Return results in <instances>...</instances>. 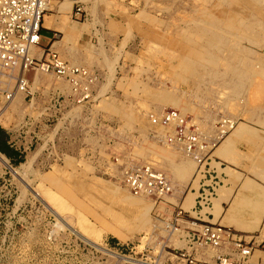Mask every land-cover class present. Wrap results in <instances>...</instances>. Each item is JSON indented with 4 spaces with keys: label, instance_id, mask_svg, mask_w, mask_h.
<instances>
[{
    "label": "rangeland",
    "instance_id": "obj_1",
    "mask_svg": "<svg viewBox=\"0 0 264 264\" xmlns=\"http://www.w3.org/2000/svg\"><path fill=\"white\" fill-rule=\"evenodd\" d=\"M53 1L57 0H51L49 8ZM76 1L82 11L75 14L74 9L69 22L84 30L80 33L79 39L71 35L67 43L75 47L74 50L77 51V57L82 65L97 70L103 81L97 83L96 96L93 97L95 101L91 106L84 108L77 104L81 107L79 112L76 110V113L75 111L70 113V107H67L55 113L51 112L50 116L42 114V120L36 121L34 127L26 125V115H34L36 119H39L41 109L52 96L50 88L48 91L39 87L41 91L35 93L31 102L37 104L36 111L24 109L25 106L21 104L19 106L21 112H13L9 115L6 110L7 115H4V112L0 117V128L8 135H17L16 138L23 144L22 162L12 163L5 156L11 167H4L0 160V264H211L213 261L211 256L215 254V251L195 246L193 243L196 240L195 227L189 224L191 219L189 214L194 215L191 208L194 205L196 193L193 189L191 191L188 189L191 186L195 164L191 176L189 175L185 181L174 182L165 167V160L173 161L174 153L178 156L184 154L178 149H172L173 152L170 150L172 153L170 156L167 154L170 145L158 142V138L149 134L151 125L147 116L149 113H160L164 109L176 108L181 113L196 118L201 129L209 134H213L214 125L219 119L229 118L234 121V127L219 146L231 136L235 127L246 125L261 130L258 135L264 138V127L247 119L245 114H238L237 109L231 110L235 113L230 114L231 107L224 106L227 94L228 97L233 98L232 103L236 100L235 96L227 93L225 89H223L224 94L219 92L225 81H228L229 75L221 74L224 75L223 78L214 80L206 76L199 82L188 78L186 83L176 76L180 70L177 58L172 57L173 49L169 41L173 36L177 38L178 32L184 29L188 22L202 19L201 11L195 12L194 8L209 6L212 0ZM55 33L47 47L52 45L53 41H63L64 34ZM244 43L248 45L243 41ZM43 45L45 46L44 40L41 42V46ZM67 48L52 47L62 57L69 56ZM221 63L217 65V68L222 72L224 66L221 65L224 64ZM132 77L147 87L165 89L180 96L188 104L187 110L172 106L170 103L157 105L153 99L146 96L138 97L141 94L140 91L134 90L135 87L132 88L129 83ZM42 81L45 85L47 84L46 79ZM62 92L65 94L69 92V89ZM244 95L246 96L247 93L245 92ZM102 99L109 103L114 99L112 103L120 109H105L100 104ZM59 100L61 102L63 97ZM24 102L30 104L28 100L23 99ZM9 105V103L3 104L0 96V115L5 107L11 109ZM235 107L237 108V105ZM122 109L126 111V114ZM128 111H132L130 115ZM261 113L263 116L264 110ZM46 133L44 143L40 144L42 136ZM124 136L130 137L131 142L137 141L135 146L138 150L137 156L142 160H150L161 169L172 181L174 187L172 195L166 197L157 208L154 206L153 199L146 198L151 205L147 211L146 225H150H144L139 230L123 227L118 218L115 219L110 215L108 211L110 208H107L111 205L109 192L113 191L114 187L121 193H123L121 190L128 189L114 175H118L117 172L109 173L104 166L106 163L104 161L110 157L109 149L114 142H116L114 149L122 150L123 146L121 147L120 144L122 141H119L122 139L124 144L126 142ZM242 139L245 137L239 140ZM47 140H51L52 143L42 150ZM259 143L262 149L258 151V154L262 157L264 142L259 139ZM246 154L245 157H247ZM249 161L251 162L250 159ZM249 170L264 181V170L260 165L256 168L251 167ZM64 177L70 178L69 180L83 181L86 186L91 184L93 187L89 188L85 196H95L101 203V206H94L92 201L95 200L83 197L82 190H73V196L66 197L65 202L54 207L61 217L66 216L67 213L69 216L72 215V221L69 224L75 230L79 229L78 233L83 235L84 239L69 231L67 227H58V220L60 224L63 220L52 214L46 207L49 203L44 198L42 200L32 195V190L41 185L49 190L57 191L59 180L64 181ZM197 180L198 177L193 178L192 187H197ZM98 185L102 189L107 188V192L101 191L104 193L102 195L97 191ZM223 186L218 188L217 195ZM75 196L78 197L75 198ZM187 198L190 201L189 206L184 205ZM215 198H213V204ZM84 201L91 206V212L81 211ZM177 206L191 213L186 212L177 216ZM112 207L115 212L119 211L117 206ZM212 209L213 207L209 210L211 213H213ZM121 211L127 218H134L138 214L136 209L133 215H128L130 212L125 210ZM170 221L173 222L172 225H169ZM172 227H175V230H171ZM257 228H259L258 231L246 238L247 242L250 240L248 246L251 248L250 255L245 259L246 264L259 262L264 264V219L262 226L255 229ZM141 238L144 240H140Z\"/></svg>",
    "mask_w": 264,
    "mask_h": 264
},
{
    "label": "built area",
    "instance_id": "obj_2",
    "mask_svg": "<svg viewBox=\"0 0 264 264\" xmlns=\"http://www.w3.org/2000/svg\"><path fill=\"white\" fill-rule=\"evenodd\" d=\"M48 0H0V96L3 104L9 103L16 94L23 95L24 100L31 101L39 88L34 89L37 74H49L55 79L69 84L70 92L65 95L59 88L41 109V116L27 114L25 123L30 127L42 120L46 114L58 112L72 105L80 104L88 108L95 101L98 82L103 81L97 70L86 66L72 64L58 52L40 45L42 20L47 10ZM75 14L82 10L75 4ZM96 84V86H95ZM45 83L40 82V87ZM95 86V88H94ZM63 97V104L59 102ZM67 99V101H66ZM64 107V108H62ZM43 114V116H42ZM151 136L158 142L175 147L190 158L195 164L191 186L196 193L191 208L189 224L195 227L196 247L215 251L211 264H246L251 248L247 236L208 220L218 188L222 185L224 172L222 162L216 158L215 149L223 138L233 129L234 121L229 118L219 119L214 125L213 134L204 132L199 121L191 115L181 113L176 108L164 109L160 113H149ZM46 124L44 125V127ZM47 133L42 136L41 143ZM132 136H136L132 134ZM126 142L121 151H117L116 142L109 149L110 157L105 160V169L109 173L117 172V178L134 195H144L154 200L157 208L164 199L172 195L174 187L168 176L150 160H142L131 148L130 137L124 136ZM119 141V139H118ZM117 141V142H118ZM123 142V140H122ZM13 143V141H11ZM51 140H47L45 150ZM197 187H192L193 178ZM170 203V202H168ZM177 216L185 211L177 206ZM206 218V219H204ZM170 221L169 225H172ZM170 228V227H168ZM171 230H175L172 227ZM170 230V231H171ZM252 238V237H250ZM195 239V237H194ZM218 250V251H217ZM239 255V256H237ZM189 262L193 263L192 260ZM195 264V263H194ZM262 264V263H255Z\"/></svg>",
    "mask_w": 264,
    "mask_h": 264
},
{
    "label": "bare ground",
    "instance_id": "obj_3",
    "mask_svg": "<svg viewBox=\"0 0 264 264\" xmlns=\"http://www.w3.org/2000/svg\"><path fill=\"white\" fill-rule=\"evenodd\" d=\"M50 2L51 0H48L47 8H49ZM213 2L214 4H212ZM210 4L211 5L209 6L204 5L202 7H199L198 9L194 8L195 12L197 10L201 11L202 13L201 16L203 18L194 19L188 23L186 22L188 25L189 23L191 24L189 26L187 25L184 29H181V31L178 32L177 38L173 36L172 37L173 39L171 38V40L169 41L170 42L169 44L171 48L173 49L172 57H176L178 60V68L180 71L176 74V76L179 79H182L184 83H186L188 78L194 79L195 82L197 81L199 82L200 80L202 81L203 79H205L206 76L210 80H214L216 78H223L224 75H229L228 81L227 82L225 81V84L222 85V89H220L219 92L224 94L225 92L223 89H225L228 91L227 93L234 95L235 96L234 99H236L237 101L235 100V102L232 103L233 98H230L228 97V94L227 95L225 94L227 96L225 98L227 99L224 100L225 102L223 103L224 106H227V107L230 106L232 108V109L231 108L229 109L230 114L235 113V112H232L231 110L235 111L237 109L236 111L238 114L240 115L245 114L244 116H246L247 119L264 127V115L262 116V113H261L262 110H264V0H212ZM142 12H141V15L143 14ZM60 29L62 30L64 34L63 41L61 40V41L54 42L52 44V47L58 48V49H60L61 46L64 48L68 47L66 51L69 56H67L68 58L63 56V58L65 57V59L71 62L72 64L82 65V62L77 57V51L74 50L75 47L72 45H69L67 43V40L71 35H74L79 39L80 37L79 35L84 30V28L82 29L81 27H78L76 25L73 26L71 25L69 21H67L66 19H63L62 26H60ZM243 41L246 42L248 45H245V43L243 44ZM175 50L177 52H175ZM221 62L224 64V65H221V66H224V69L222 70V72L217 68L218 67L217 65L220 64ZM89 69L92 70V68H89ZM221 74H224V75H221ZM48 76L52 77L53 79H50ZM45 79L47 81V84L43 86L45 90L48 89L49 91V88H50L51 91L54 92L57 88H59L61 91L69 89V92H70L69 84L67 82L63 80L55 79L52 75L45 74V73H42V74L40 73L35 76L33 88L34 89L39 88L40 82H42V80H45ZM129 83L131 84L132 88L135 87L134 90L138 89L140 91L141 94L138 97L146 96V97L153 99L157 105H161L163 103H170L172 104V106L173 105L179 106L181 109H185V111L187 110L188 104L185 101H183L180 96L174 93H171L165 89H158V88L153 89V88H150L149 86L147 87L143 83H141V81H139L138 79L134 77L129 79ZM69 92H66V93H69ZM245 92L247 93L246 96L244 95ZM66 93L65 95H68ZM113 101L114 99H112L111 103H109L107 100L102 99L100 100V104L103 105L105 109L114 110L115 108H118V107H116L112 103ZM31 102H32V99L30 101V104L25 103V102L23 103V95L16 94L15 97L9 102L10 104L9 106L11 109H7L8 107H5L0 117H2V114H4L6 110L9 115L13 112H19V111L21 112V109L19 108L21 104L25 106L24 109L28 108V110H31L32 112L36 111L35 109H37V104L31 103ZM119 105L122 106V104H119ZM236 105H237V108L236 107L234 108V106ZM74 106H76V108H73ZM79 106L77 104L72 105L73 109L71 108V111L73 112L75 111L76 113V110H78L79 112V110L81 109V107ZM119 109L120 108H118V110ZM123 109H126V108H123ZM124 111L125 110H123V112ZM129 112L130 111H128V113ZM131 112L127 114L130 115ZM240 112H242V114ZM125 114H126V111H125ZM4 115H7L6 112ZM259 132H261V130L254 128V127H250L249 125L239 127V128L235 127L231 136H229V138H233L236 141H238L239 139L245 137V139L249 143V155L254 157L256 155L255 153L257 149L256 145L259 143V139H261L264 142L263 136L258 135ZM229 138L227 137L226 140H228ZM121 141L122 139H120L119 142ZM136 142H131V148H132V151L134 150L135 153L136 152L138 153V150L135 149V146L137 145ZM120 144L122 147L123 142ZM170 148L168 149L169 151H167V154H169V156L172 154L170 153V150L176 149L173 146H170ZM154 149L156 150V148ZM161 154H163V152ZM174 154H175V159L173 161L169 162L165 160L166 162L165 167L167 168L169 175L173 177L172 179L174 182L175 181L176 182L185 181L191 174L192 170H194L195 168L194 163L192 162L190 158H188L185 155L180 154V156H178V154L176 153ZM255 157H256L255 159L256 161L254 162L255 163L257 162L256 163L257 167L260 165L262 169L264 170V153L262 157H259L258 153H257V156ZM0 160L3 162V163L0 162L2 166L11 167L8 164L7 158L2 153H0ZM14 173H17V172H14ZM51 174L52 173H50V175ZM69 179H67L66 177H64V181L60 179L59 186H58L59 189L57 191L49 190V188H45L43 187V185H41L37 187L36 189L32 190V195L38 199L43 200L44 198L49 203V204H46V207L50 209L52 214L55 215L58 219L60 218L63 220V223L61 222V224L58 220V223H57L58 227H63V228L67 227L69 231L73 232L75 235L82 237L83 235L78 233L79 229L77 231V229L75 230L69 224L72 221V218H71L72 215L69 216L67 215L68 214L67 213L66 216L61 217L60 216L61 214H59L55 210L54 207L60 205L63 201L65 202L66 197L73 196L74 194L73 190H76V191L82 190L84 192L83 197L85 198L88 197L89 199L95 200V201H92L94 206L95 205L101 206V203H100V200L96 198L95 196L93 197L88 196V195L85 196V194L88 193L89 188L93 187L91 186V184L86 186L83 181H80L77 179H72V180H69ZM45 183H48V182H45ZM96 187L98 188L97 191L99 192L101 191L107 192L108 190L107 188H106L107 190L102 189L101 187H99V185ZM246 190L249 192V198L252 203L253 201L254 202H256L257 200L259 201L260 197L261 198L264 197V194H262L261 196L260 194L253 195L248 187H246ZM121 191L123 193L119 192L116 187H114L113 191H110V192L108 191L110 193L109 198H111L109 199L111 205L107 207V208H110L108 209V211H110V215L115 219L118 218L122 226L130 227V230L132 229L139 230L144 225L145 226L150 225V224L146 225L147 211L151 207L150 203L148 202L149 200L146 199L147 196L134 195L133 193L129 191V189H126V188ZM102 192L101 194L103 195L104 193ZM76 197L78 196H75V198ZM87 201H84L82 203L83 208L81 211L89 213L92 210H91V206L89 205ZM184 205L185 206L190 205L189 198L185 199ZM112 206H117L118 208L120 206L119 211L115 212L112 209L113 208ZM135 209L137 210L138 214L134 218L125 217L121 211V210H125L127 212H130L128 213V215L129 214L133 215V211H135ZM80 217L82 216L80 215ZM118 228L121 229L120 226H118ZM142 239L143 238H141L140 240ZM92 245H93V242H92ZM98 248H99V245H98ZM120 259H122V257Z\"/></svg>",
    "mask_w": 264,
    "mask_h": 264
},
{
    "label": "crops",
    "instance_id": "obj_4",
    "mask_svg": "<svg viewBox=\"0 0 264 264\" xmlns=\"http://www.w3.org/2000/svg\"><path fill=\"white\" fill-rule=\"evenodd\" d=\"M57 1L51 3L50 8L46 10L48 12H45L43 16L40 39V45L44 40L45 46H41L43 48H48L47 46L52 41L53 35L56 34L55 32L63 33L60 29L62 20L66 19L69 21L77 2L76 0H60L57 3ZM49 48L53 50L52 45ZM16 136L9 134L7 144L21 155L23 144ZM224 141L220 146L218 145L215 151L216 158L224 166V177L221 185L224 186L220 188L218 195L216 194L212 205L213 213L208 216V220L221 226L229 227L244 236H251V234L259 230V228H255L261 227L264 219V197H260L259 201H253L252 203L249 198V192L246 190V187H248L253 195L260 194L261 196L264 194L263 179L249 170L253 166L254 168L257 167V162H254L256 161L255 156L262 149V145L261 143L257 144L256 155L253 157L249 155V144L246 139L236 142L235 139L229 138ZM236 149L238 150V155ZM245 154L251 162L245 157Z\"/></svg>",
    "mask_w": 264,
    "mask_h": 264
},
{
    "label": "trees",
    "instance_id": "obj_5",
    "mask_svg": "<svg viewBox=\"0 0 264 264\" xmlns=\"http://www.w3.org/2000/svg\"><path fill=\"white\" fill-rule=\"evenodd\" d=\"M8 134L6 131L0 128V153L5 155L12 163L22 162V155H19L16 151L11 149L7 144Z\"/></svg>",
    "mask_w": 264,
    "mask_h": 264
}]
</instances>
